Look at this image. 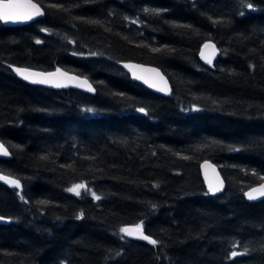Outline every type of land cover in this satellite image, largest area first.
Returning <instances> with one entry per match:
<instances>
[{
	"label": "trees",
	"instance_id": "trees-1",
	"mask_svg": "<svg viewBox=\"0 0 264 264\" xmlns=\"http://www.w3.org/2000/svg\"><path fill=\"white\" fill-rule=\"evenodd\" d=\"M34 1L43 18L0 22V173L20 182L0 183V264H264V198L244 197L264 181V0ZM120 61L158 67L172 93ZM13 66L72 72L96 93L28 84ZM81 183L101 199L67 191ZM141 222L157 244L120 232Z\"/></svg>",
	"mask_w": 264,
	"mask_h": 264
},
{
	"label": "water",
	"instance_id": "water-1",
	"mask_svg": "<svg viewBox=\"0 0 264 264\" xmlns=\"http://www.w3.org/2000/svg\"><path fill=\"white\" fill-rule=\"evenodd\" d=\"M15 2L20 4V5L25 6V7H21L20 9H18V11L21 14L31 13L34 11V9L26 7V5H28L29 3L38 5L39 9L42 11L43 14L39 15V16H33V18L30 20L8 21V22L0 20V22L3 25L21 26V25L31 23L35 20L41 19L45 15V12H44V9L42 8V6L34 0H15ZM206 45H208V46L206 47ZM218 56H219V49L217 48V46L213 42L208 41V42H205L201 46L200 51H199V58H200L201 62L203 64L207 65L208 67H211V68L213 67L214 62L217 60ZM209 61H211V62H209ZM119 65L129 74L130 78L133 81L141 84L143 87L147 88L148 90H150V91H152L158 95H161V96H169L172 93V87H171V83H170L169 79L162 72V70L159 69L158 67L153 66V65H149V64H143V63L135 62V61H120ZM17 68L27 69L28 72H30V73H40L43 75L34 76V77H32V79H25L23 76H21L19 73L16 72ZM12 70L19 79H21L22 81H24L28 84L38 85V86H42V87L49 88V89H55V90L71 88V89L79 90V91L84 92V93L89 94V95H94L96 93L94 86L92 85V83L90 82V80L88 78L77 75V74L72 73V72L62 70V69L57 68V69H53V70L43 71V70L33 69V68H29V67L13 66ZM57 70H59V71H57ZM49 73H52L54 75L49 76L48 75ZM73 77H75L76 79H72ZM40 79H47L50 82L49 83H34L33 82V80H40ZM83 80H87L88 84L91 85V88L94 89V91L88 90L87 87H80L79 84ZM0 144H2V143H0ZM10 157H11L10 153L8 155L0 154V158H10ZM200 173H201L203 182L206 186V189L210 194L216 195V194L222 193L224 191L225 181H224L222 174L220 173L217 165H215L214 163H212L208 160H205L200 164ZM0 176H5V175L0 173ZM13 179H15V178H13ZM0 183L4 184L10 188H13V189L19 188V187H15L13 185H10L3 180H0ZM261 185H264V181L255 185V186L248 188L247 190H245L244 191L245 199L247 201L262 200L264 198V196H260L258 193H253V195L256 196L255 199H249L248 196L246 195V193L250 192L254 188L259 189L261 187ZM216 187H219L220 190L213 192L212 188H216ZM0 217L4 218V219L0 220V225L9 224L12 221L10 218H7V217L1 216V215H0ZM133 226H135V225H126L124 227H133ZM142 231H143V234L146 235L144 233L143 228H142ZM129 237L140 240V241L149 242L148 240H144L142 238H139L138 236H129ZM151 239L154 240L153 238H151Z\"/></svg>",
	"mask_w": 264,
	"mask_h": 264
},
{
	"label": "snow or ice",
	"instance_id": "snow-or-ice-1",
	"mask_svg": "<svg viewBox=\"0 0 264 264\" xmlns=\"http://www.w3.org/2000/svg\"><path fill=\"white\" fill-rule=\"evenodd\" d=\"M21 7H25V6L16 3L15 0H0V20H3L5 22L30 20L33 18V16H39V15L43 14L42 11L39 9V6L36 4L29 3L28 5H26V7L34 9V11L31 13L21 14L18 11V9H20ZM53 7H56V5H53ZM246 7L252 8L253 6L251 4H246ZM145 11H148V9H145ZM156 11H160V10H156ZM45 31H47V29H45ZM207 46L208 45H206V47ZM159 50L160 49H153V51H159ZM209 62H211V61H209ZM57 71H59V70H57ZM16 72L19 73L21 76H23L25 79H32V77H34V76L43 75L40 73H30V72H28L27 69H20V68H17ZM48 75L52 76L54 74L49 73ZM72 79H76V78L73 77ZM33 82L34 83H49L50 81L47 79H40V80H33ZM79 86L80 87H87L88 90L94 91V89L91 88V85L88 84L87 80L81 81ZM89 111H91V109H89ZM139 111L145 112V109L141 108V109H139ZM0 154H2V155H8L9 154L7 149L4 147L3 144H0ZM0 180H3L5 182H7L8 184L13 185L15 187L20 186L19 180L13 179V178L8 177V176H0ZM81 189H85V191L91 192V190L87 188L86 184H83V183L75 184L72 187L68 188L67 191L72 192L75 195L79 196L81 194L80 193ZM219 190H220L219 187L212 188L213 192H216ZM253 193H258L260 196H264V185H261V187L259 189H256V188L252 189L250 192L246 193V195L248 196L249 199H255L256 196H254ZM91 195L96 200L101 199V197L96 195L95 192H91ZM42 203H46V202H42ZM80 215L83 216V213H81ZM2 219H4V218L0 217V220H2ZM120 232L123 233L124 235H127V236H138L139 238H142L144 240H148L153 245L157 244L156 240H152L149 236L143 234L142 222H141V224H137L133 227H122L120 229ZM123 238L124 237L121 236V239H123ZM246 252H247V249H245V253ZM238 254H244V253H237V252L233 251L231 253V256L235 257Z\"/></svg>",
	"mask_w": 264,
	"mask_h": 264
},
{
	"label": "rangeland",
	"instance_id": "rangeland-1",
	"mask_svg": "<svg viewBox=\"0 0 264 264\" xmlns=\"http://www.w3.org/2000/svg\"><path fill=\"white\" fill-rule=\"evenodd\" d=\"M81 190H82V189H81ZM81 190H80V191H81Z\"/></svg>",
	"mask_w": 264,
	"mask_h": 264
}]
</instances>
